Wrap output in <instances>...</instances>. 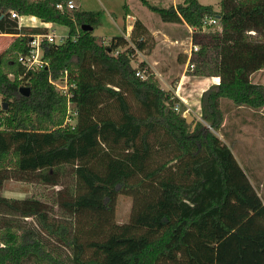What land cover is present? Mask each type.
I'll return each mask as SVG.
<instances>
[{
    "label": "trees",
    "instance_id": "16d2710c",
    "mask_svg": "<svg viewBox=\"0 0 264 264\" xmlns=\"http://www.w3.org/2000/svg\"><path fill=\"white\" fill-rule=\"evenodd\" d=\"M68 1L0 0V33L13 36L0 59V264H264V204L212 132L223 127L222 99L264 109V85L250 79L264 69V42L240 28L245 20L264 25L262 2L224 14L197 0L169 8L140 0L162 22L193 29L199 49L188 75L219 78L200 96L202 122L188 124L185 105L144 62L132 65L147 50L141 22L129 39L106 44L92 35L98 13L68 10ZM10 12L39 25L18 28ZM206 15L230 21L238 37L203 32ZM44 24L66 27L67 38L43 42L47 66L27 70L18 58L29 53V35L47 32ZM65 74L76 119L62 126L67 99L50 80ZM10 179L59 188L47 198L8 199L1 191ZM119 195L132 199L123 224L115 220ZM46 234L59 249H43Z\"/></svg>",
    "mask_w": 264,
    "mask_h": 264
},
{
    "label": "rangeland",
    "instance_id": "374dc122",
    "mask_svg": "<svg viewBox=\"0 0 264 264\" xmlns=\"http://www.w3.org/2000/svg\"><path fill=\"white\" fill-rule=\"evenodd\" d=\"M150 5L156 8H169L172 6H176L182 4L184 0H146ZM202 5H209L214 8L216 12H223L224 14H232L235 12L241 13V11L250 10L254 8L256 2L254 0H197ZM74 3V0H72ZM75 6L79 11L85 12H96L97 15V23L92 30V35L100 41H104L106 44L109 43L112 37L123 36L124 26L125 24L131 23L130 19H126V14L129 16H134L139 18L148 28V36L146 40V51L145 54H152L155 58V61L158 62V68L160 72L163 74V78L161 79L155 75L159 86L166 90L167 88H174V82L179 79V76L183 73L188 75L189 69L187 67L186 62V51L190 48L191 43V35L186 28L182 26H176V24L165 23L162 22L159 18L158 14L149 10L146 6H144L140 0H75ZM126 7H128L129 11L126 12ZM129 18V17H128ZM218 19V18H217ZM20 25L24 27L27 26H37L38 22L30 20H22ZM52 30V29H51ZM50 30V31H51ZM53 31L57 35L67 36L68 29L64 26H55ZM233 27L229 22L225 25L219 24V19L217 24L211 27H207L203 30L205 33H213L219 32L222 35L223 41H230L232 39H236L238 34L232 33ZM130 35V34H129ZM13 36H5L0 35V59L4 55V52L9 47L12 42ZM261 38V37H260ZM129 39V36L127 37ZM198 47V46H197ZM199 49V48H198ZM154 50V51H153ZM144 54V53H143ZM208 54L210 58L213 57L214 52L209 51ZM142 61L140 55L135 57L132 65L136 66L139 62ZM190 76V75H189ZM9 78L12 76L9 75ZM251 81L256 84L264 85V69L261 73L255 74ZM59 82V81H56ZM60 87H63L62 83H57ZM4 101L0 95V116L2 115V106ZM7 107V106H6ZM221 111L223 112L224 118L227 119L225 122V126H223L219 131L212 132L223 141L228 146H234V153L238 156V161L244 164L246 158L244 157V153H246V149L249 147L248 141H252L253 139L257 140L258 136H264V122L256 121L255 119H251V122L245 121L244 123H234L232 124V120L229 119L231 113H233L236 106H234L228 100L222 99L220 103ZM246 108V107H244ZM6 109V108H5ZM249 109V108H248ZM263 109V108H262ZM252 110V109H251ZM260 110V109H258ZM248 111V110H247ZM246 110H237L239 115L246 116L248 115ZM257 111V110H255ZM200 112V110H198ZM264 114V109L262 110ZM72 109L68 112V120L69 123L65 122L67 111L65 112V118L62 123H67L68 125L74 124V116ZM188 114L193 118V121H201V115L199 118L196 117L195 113L192 110L185 111L184 116ZM200 114V113H199ZM262 117V116H261ZM191 121V123L193 122ZM224 123V121H223ZM251 123V124H249ZM65 125V124H64ZM232 144V145H231ZM256 148L258 154L264 151V147L262 144L259 146L255 142L251 144ZM264 145V144H263ZM240 151V155L239 152ZM245 150V151H244ZM248 155H252V162H256V151L254 148L250 149V152H247ZM242 155V156H241ZM262 159V158H261ZM260 160V158H259ZM59 187H45L42 185H38L35 183H27L24 181L17 180H7L4 184V187L1 191V195L4 198L8 199H25L27 197H36L47 198L50 191L54 189H58ZM132 207V199L129 196L119 195L117 197L116 205H115V220L118 224H123L128 222L129 215ZM62 217L61 213L56 211L55 220L60 221ZM6 218L2 214H0V229L5 224ZM21 221L25 223H34L31 218H24ZM45 245H43V249H54L60 248V245L56 242V240L45 235Z\"/></svg>",
    "mask_w": 264,
    "mask_h": 264
},
{
    "label": "crops",
    "instance_id": "0c3cea01",
    "mask_svg": "<svg viewBox=\"0 0 264 264\" xmlns=\"http://www.w3.org/2000/svg\"><path fill=\"white\" fill-rule=\"evenodd\" d=\"M254 2H257V3L262 2V4L264 5V0H254ZM74 3H75V0H74ZM125 9H126V12L129 11L128 7H126ZM30 19H32L35 22H38L34 17H24L23 18V20H30ZM126 19H130L131 23L125 24V26H124L123 36L125 38H127L128 35L130 34V31L132 29V26H133V23L135 20L140 21L141 24L146 28V30L148 28L139 18H136L134 16H129L128 14H126L125 20ZM241 23H242V26L240 28H241V30H243V38H245L247 40H255V41L264 42V25H259V26H258V24L254 25L251 22H248V20H245ZM49 25H52L53 28L55 26H58V25H54V24H49ZM23 26H25V25H23ZM176 26H182V27L186 28L190 33L193 32V29L188 27L185 24H176ZM187 52L188 51H186V53ZM140 56L142 58V62H144L146 64V66L150 69V71H152L154 73V75H156L157 77H159L161 79H164L163 74L160 72V69L157 67L159 63L155 61V58L151 59L153 57L152 54L147 55L145 53L144 54L140 53ZM262 71L263 70H260V71L253 73L250 76V79L255 74L261 73ZM218 84H219V78L216 76H192V75L189 76L186 73H183L179 76V79L176 82H174V84H173L174 88H167V90L170 89L171 93H173V95H175L185 105L186 111L192 110L195 113L196 117L199 118V115H201V113L198 112V110H200L199 100H200L201 94L204 91H206L208 88H210L211 86H215ZM221 102H222V100H221ZM228 102H230V101H228ZM237 110H246V111L248 110L247 111L248 115L242 117L241 115H239ZM262 110L263 109L255 111V110H251V109L244 108V107H236L234 109L233 113H231V115L229 116L230 117L229 119L232 120V122H231L232 124L238 123V122L244 123L245 121L251 122V119H255L256 121L264 122V114L262 113ZM226 121H227V119L224 118L223 126H225L224 124ZM249 124H251V123H249ZM257 138H258L257 140L253 139L252 141H250V140L248 141L249 147L246 149V153H244V157L246 158L244 164H242V162L238 161V156L236 153H234V151H235L234 146H233V148H232V146H230V148H231L232 154L236 158L239 166L244 170V172L247 175L250 183L252 184V186L256 190L257 195L260 197L261 201L264 204V151H262V153H260V155H259L258 151L255 150L256 147L254 145L251 146V144H253L255 142L257 145L260 146L262 144V146L264 147V145H263L264 144V136L259 135ZM251 148H254V151H256V156H257L256 162H252L253 156L251 154L250 155L247 154V152H250ZM238 152L240 155L239 150H238ZM259 158H260V160H259Z\"/></svg>",
    "mask_w": 264,
    "mask_h": 264
},
{
    "label": "built area",
    "instance_id": "2783aa9c",
    "mask_svg": "<svg viewBox=\"0 0 264 264\" xmlns=\"http://www.w3.org/2000/svg\"><path fill=\"white\" fill-rule=\"evenodd\" d=\"M65 7L68 10H73L76 8L75 4L72 1H68L65 5ZM56 8L59 10L63 9V5L62 4H58L56 5ZM1 18V17H0ZM24 17L19 16L18 14H16L15 12H10L9 14V19L10 20H16L18 23V28L21 26L20 22L23 20ZM218 19L217 17H213V16H204L203 20H202V29L204 30L207 27H211L214 26L215 24H217ZM46 29L47 32L43 33V34H32L29 35V41H28V47H29V53L26 56H19L18 60L19 62L24 65L26 67L27 70H36L39 69L43 66H47L46 62L43 61L42 59V49H41V45L43 42H46L48 44H61L65 41V39L67 38V36L64 35H57L54 33L53 31V26L49 25V24H44L43 25ZM52 29V30H51ZM51 30V31H50ZM0 35H5V36H10V35H6V34H1ZM197 45L192 44V42L190 43V48L188 49V52L186 53V62H187V67L189 70H192L194 65L191 62L192 56L195 52L198 51ZM137 55H140V53H138ZM137 76H142L139 72L136 73ZM50 83H52L60 92L63 96L66 97L67 99V115H66V120L65 122L69 123L70 120H68V112L70 109H72L73 111V116H74V123H75V119H76V112L75 110L72 108V105L70 103V93H69V85L67 84V76L66 74L63 77L62 81L59 82H55V81H51ZM57 83H62L63 87H60V85H57ZM181 102V101H180ZM175 110L178 109V105H176L174 107ZM64 123V124H67ZM74 125V124H73Z\"/></svg>",
    "mask_w": 264,
    "mask_h": 264
},
{
    "label": "water",
    "instance_id": "95a60500",
    "mask_svg": "<svg viewBox=\"0 0 264 264\" xmlns=\"http://www.w3.org/2000/svg\"><path fill=\"white\" fill-rule=\"evenodd\" d=\"M82 30L83 31H90L91 30V27L90 26L83 25L82 26ZM19 92H20L21 95L27 97L29 95V88L21 87L19 89ZM4 107H6V105H4ZM184 117H185L186 123H188V124H190L191 121H193V118L191 116H189L188 114H186Z\"/></svg>",
    "mask_w": 264,
    "mask_h": 264
},
{
    "label": "bare ground",
    "instance_id": "6f19581e",
    "mask_svg": "<svg viewBox=\"0 0 264 264\" xmlns=\"http://www.w3.org/2000/svg\"><path fill=\"white\" fill-rule=\"evenodd\" d=\"M190 120V119H189Z\"/></svg>",
    "mask_w": 264,
    "mask_h": 264
}]
</instances>
